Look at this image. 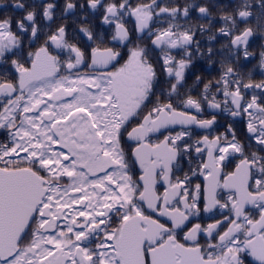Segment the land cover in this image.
<instances>
[{
    "label": "snow or ice",
    "instance_id": "obj_1",
    "mask_svg": "<svg viewBox=\"0 0 264 264\" xmlns=\"http://www.w3.org/2000/svg\"><path fill=\"white\" fill-rule=\"evenodd\" d=\"M56 7L43 5V19L53 21ZM77 7L67 0L64 13ZM87 7L102 11L100 23L111 26L118 46H104L103 34L91 27H80L71 39L64 24L45 32L35 11L15 30L10 19H0V66L7 72L10 64L17 77L15 83L0 79V129L8 136L0 143V264H264V82L245 83L225 63L215 85H204L202 99L180 98L193 66L191 48L204 55L194 27L176 22L193 5L87 0ZM251 9L244 0L222 19L235 27L237 17L246 23L254 17L264 31V0L258 14ZM198 12L211 15L206 6ZM219 33L230 38L237 60L253 55L252 27L239 34L221 27ZM42 35L43 43L25 57L24 44ZM213 54L208 47L207 57ZM259 55L264 67V51ZM249 89L261 94L245 99ZM202 101L244 123L247 144L232 124L189 143V126L209 130L217 123L215 115L198 119L184 110L202 113ZM176 125L181 130L172 135ZM155 134L163 139L154 143ZM193 152L206 155L196 168ZM183 157L190 174L181 179L173 171ZM196 176L204 177L203 187L192 186ZM221 190L228 193L224 202ZM217 208L227 210L222 219L192 223Z\"/></svg>",
    "mask_w": 264,
    "mask_h": 264
},
{
    "label": "flooded vegetation",
    "instance_id": "obj_2",
    "mask_svg": "<svg viewBox=\"0 0 264 264\" xmlns=\"http://www.w3.org/2000/svg\"><path fill=\"white\" fill-rule=\"evenodd\" d=\"M67 0H0V19H10L13 23V30H15V24L19 20H23L24 16L28 11H35L37 13V23L42 28H44L45 32L54 31L55 28L61 24L67 26L69 31V38L74 32H78L80 27H91L95 32L102 33L105 38V45L108 47L118 46V42L111 41V35L113 34V29L111 26H105L100 23V16L102 15V11L93 12L91 9L87 7V0H71V2L76 3L78 5L77 9L74 12L64 13V5ZM106 2H110V0H106ZM130 2L135 5L137 3H146L147 0H130ZM162 6L175 7L179 6L181 8L189 5H193L189 9V16L187 18L180 17L176 21L177 23L187 27L192 26L196 31V36L194 39L199 41L200 44V52L204 53V55H196L195 47L193 46L191 50L193 51V66L188 70L186 74V81L184 86L180 89L181 97L186 98L187 95H191L193 98H201L204 95V85L208 83H212L215 85V81L219 80L222 72L223 66L225 63L230 64L236 71L241 73L243 76V80L245 83H253L258 84L264 82V67L261 66V59L259 53L264 51V31H260L257 29V24L255 18H250L246 23L240 20L237 17V23L235 27H232L231 24L225 23L222 19L224 16L235 15L239 6L244 2V0H159ZM248 2L252 5V11L255 14L259 13V2L260 0H248ZM18 3L24 4V8H17L15 5ZM47 3H55L56 9L54 10L53 21H47L43 19L42 11L43 5ZM83 4L85 7L80 8L79 5ZM199 6H206L209 8L210 16L202 17L198 12ZM87 17V19H84ZM127 26L130 31L135 36V21L134 18H130ZM156 27H160L161 24H156ZM163 26H166V22ZM201 26H203V31H201ZM221 27L232 28V31L236 34H239L241 30L246 27H252L254 30L253 37L250 38V51L253 55L249 58V60H244L242 55L240 59H236L235 56L230 51V38L224 37L219 33V29ZM215 37V39H209V37ZM46 37L44 35L41 36L39 42H34L33 45L29 46L27 43L24 44V55L27 56V52L34 50L36 47H39L40 44L43 43ZM144 44L150 46V39H145ZM208 47H212L214 54L209 59L206 55V49ZM181 50H173V54L180 52ZM63 55V54H62ZM15 58V57H14ZM27 66V65H26ZM159 69V65L157 66ZM8 71L6 72L4 66H0V79H7L10 82H16V73L13 69H11V65L7 66ZM199 76V82L196 81V77ZM166 77L161 75V80H165ZM167 87V85H164ZM211 93L216 92V87H212L210 89ZM251 94L260 95L261 92L259 89H249L244 95L245 99H250ZM163 100L164 97L161 96ZM217 101H223L224 97L220 94L216 95ZM178 102L177 98H174V103ZM151 105H149V108ZM202 107L204 111L202 113L197 114L195 109H184L189 111L190 114L197 115L198 119H211L213 115L216 116L217 123L213 126V129L205 130L198 128L195 125L189 126L192 131V137L189 140V143H193L196 140L202 138L203 135H209L211 139L214 135H220L226 131L227 125L232 124L234 130L236 131V135L238 139L242 143L247 144V132L244 123H236L233 118L229 116L227 113L217 111L214 109H210L207 105V102L202 101ZM240 119V118H237ZM181 130L180 125L174 126L170 129L172 135H175L176 132ZM165 134H168L167 132ZM152 141L159 142L163 139V136L160 134H155L152 136ZM188 139V138H186ZM8 136L5 130L0 129V143L7 142ZM128 143H132L129 141ZM191 167L196 168L203 160H206V155H201L197 158L196 153H191ZM239 160H233L230 167L227 171L234 170L235 164L238 163ZM189 159L188 157H183L180 160V170H176L174 168L173 174L174 176H178L181 179L184 177L185 173H189ZM141 174L139 166L137 165L135 168V175L138 176ZM196 183H200L203 187L205 180L203 176H196L192 178V186ZM166 185L163 181L158 179V183L156 185L157 192L163 193ZM220 195L223 197L222 202L227 199V191L221 190ZM201 207H203V202H201ZM227 210L214 209L213 213H203L201 212V216L203 219L199 217L193 218L192 223H201L202 225L206 223L213 222L214 219H222L223 214L226 213ZM207 237L201 236L200 242L203 244ZM249 260L251 258L249 257ZM247 264V261H246Z\"/></svg>",
    "mask_w": 264,
    "mask_h": 264
}]
</instances>
